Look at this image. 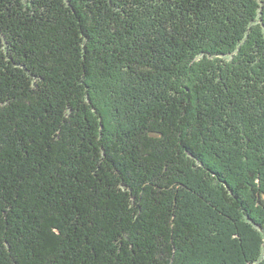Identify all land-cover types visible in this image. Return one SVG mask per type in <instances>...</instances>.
I'll return each mask as SVG.
<instances>
[{"label":"trees","instance_id":"1","mask_svg":"<svg viewBox=\"0 0 264 264\" xmlns=\"http://www.w3.org/2000/svg\"><path fill=\"white\" fill-rule=\"evenodd\" d=\"M263 239L264 0H0V264Z\"/></svg>","mask_w":264,"mask_h":264},{"label":"rangeland","instance_id":"2","mask_svg":"<svg viewBox=\"0 0 264 264\" xmlns=\"http://www.w3.org/2000/svg\"><path fill=\"white\" fill-rule=\"evenodd\" d=\"M263 242H264V239H263ZM263 260H264V251H263V254L261 253L259 261L254 262L253 264H260V262Z\"/></svg>","mask_w":264,"mask_h":264},{"label":"bare ground","instance_id":"3","mask_svg":"<svg viewBox=\"0 0 264 264\" xmlns=\"http://www.w3.org/2000/svg\"><path fill=\"white\" fill-rule=\"evenodd\" d=\"M233 262V261H232Z\"/></svg>","mask_w":264,"mask_h":264}]
</instances>
